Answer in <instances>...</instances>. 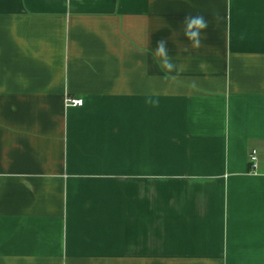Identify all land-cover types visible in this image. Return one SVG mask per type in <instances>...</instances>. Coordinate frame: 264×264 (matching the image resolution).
I'll return each instance as SVG.
<instances>
[{
    "label": "crops",
    "instance_id": "obj_1",
    "mask_svg": "<svg viewBox=\"0 0 264 264\" xmlns=\"http://www.w3.org/2000/svg\"><path fill=\"white\" fill-rule=\"evenodd\" d=\"M0 264H264V0H0Z\"/></svg>",
    "mask_w": 264,
    "mask_h": 264
},
{
    "label": "clouds",
    "instance_id": "obj_2",
    "mask_svg": "<svg viewBox=\"0 0 264 264\" xmlns=\"http://www.w3.org/2000/svg\"><path fill=\"white\" fill-rule=\"evenodd\" d=\"M221 17L217 14L213 16V21L219 24ZM209 27V21L203 14L186 15L181 21V29L185 40L187 41L186 50H197L202 47V41L204 34ZM154 60L158 63L161 71L164 73L162 79H176L180 74L181 68L175 63L173 57L169 53L168 41L166 39H160L156 42V47L153 50ZM192 87H196V81L191 83ZM148 103L158 105V100H153L149 97Z\"/></svg>",
    "mask_w": 264,
    "mask_h": 264
},
{
    "label": "built area",
    "instance_id": "obj_3",
    "mask_svg": "<svg viewBox=\"0 0 264 264\" xmlns=\"http://www.w3.org/2000/svg\"><path fill=\"white\" fill-rule=\"evenodd\" d=\"M66 104L69 106H73V107H79L83 105V100L81 99H73V98H68L66 100ZM251 162H252V167L255 170V172L258 169V156H257V152H254L251 156Z\"/></svg>",
    "mask_w": 264,
    "mask_h": 264
}]
</instances>
